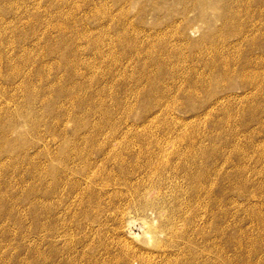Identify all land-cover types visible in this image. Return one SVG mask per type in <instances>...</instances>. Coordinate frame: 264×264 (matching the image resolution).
Listing matches in <instances>:
<instances>
[{"label": "rangeland", "instance_id": "rangeland-1", "mask_svg": "<svg viewBox=\"0 0 264 264\" xmlns=\"http://www.w3.org/2000/svg\"><path fill=\"white\" fill-rule=\"evenodd\" d=\"M186 1L0 0V264H264V0Z\"/></svg>", "mask_w": 264, "mask_h": 264}, {"label": "bare ground", "instance_id": "bare-ground-1", "mask_svg": "<svg viewBox=\"0 0 264 264\" xmlns=\"http://www.w3.org/2000/svg\"><path fill=\"white\" fill-rule=\"evenodd\" d=\"M177 1H178V0H177ZM187 1H188V0H187ZM187 1H186V2H187ZM189 1H190V0H189ZM189 1H188V2H189ZM191 1L197 2L196 0H191ZM200 1H201V0H199V2H200ZM183 2H184V1H183ZM186 2H185V3H186ZM177 3H178V2H177ZM200 3H201V2H200ZM200 3L197 4L199 10H200L201 5L204 4L203 2H202L201 4H200ZM183 4H184V3H183ZM181 5H182V2H181ZM184 5H185V4H184ZM188 5H189V3H188ZM184 7H185V6H184ZM173 8H174V6H173ZM190 8H191V6H190ZM154 9H157V8H154ZM160 9H161V8H159V10H156V11H160ZM183 9H185V8H183ZM183 9H181V11H182ZM187 9H188V7H187ZM194 10H195V9H194ZM184 11H186V9L182 11V15H183V16H184V14H183ZM195 11H197V10H195ZM187 12H188V11H187ZM192 12H193V11H192ZM184 13H185V12H184ZM188 13H189V12H188ZM188 13H187V14H188ZM180 14H181V13H180ZM185 15H186V14H185ZM128 21H129V20H128ZM128 21H127V22H128ZM232 21H233V20H232ZM119 23L121 24L120 21H119ZM186 23H187V22H186ZM186 23H185V24H186ZM129 24H130V23H129ZM187 24H188V23H187ZM189 24H190V23H189ZM122 25H125V24H122ZM122 25H121V26H122ZM126 25H127V24H126ZM129 26H130V25H128V27H129ZM183 26H184V28L181 29V34H182L183 36L187 37V39H188V34H187L188 27H187V25L185 26L184 24H183ZM124 27H127V26H124ZM131 28H132V27H131ZM133 28H134V27H133ZM239 28H242V27H239ZM239 28H238V29H239ZM120 29H121V27H120ZM125 30H126V29H125ZM127 30H129V28H128ZM240 30H241V29H240ZM244 30H245V29H244ZM117 31H119V30H117ZM130 31H131V30H130ZM130 31L126 32V33H127V37H128V33H129ZM121 32H122V31H121ZM132 32H134V31L132 30ZM123 33H124V30H123ZM123 33H122V34H123ZM130 33H131V32H130ZM130 33H129V34H130ZM124 34H125V33H124ZM124 34H123V35H124ZM181 34H180V35H181ZM117 35H118V33H117ZM133 35H134V34H133ZM121 36H122V35H121ZM125 36H126V35H125ZM129 36H131V35H129ZM146 36H147V34H146ZM148 36H149V35H148ZM148 36H147V37H148ZM209 36H210V35H209ZM209 36H208V37L206 36L207 39L209 38ZM246 36H247V35H246ZM118 37H119V36H117V38L114 37L115 40H117V39L120 40V38H118ZM127 37H126V38H127ZM131 37H132V36H131ZM131 37H130V38H131ZM133 37H134V36H133ZM133 37H132V40H133ZM185 37H184V38H185ZM248 37H249V36H248ZM248 37H247V38H248ZM121 38H122V37H121ZM124 38H125V37H124ZM143 38H145V39H143V40L146 41V37L143 36ZM181 38H182V37H181ZM241 38H243V37H241ZM241 38H240V40H241ZM135 39H136V38H135ZM202 39H203V38H202ZM209 39H210V38H209ZM121 40H123V39H121ZM127 40H129V39H126V41H127ZM138 40L141 41L142 39L140 38V39H138ZM143 40H142V41H143ZM148 40H150V39L148 38ZM148 40H147V41H148ZM185 40H186V38H185ZM189 40H190V39H189ZM204 40H205V38H204ZM223 40H225V39H223ZM240 40H239V42H240ZM243 40H244V39H243ZM251 40H252V39H251ZM139 41H138V42H139ZM159 41H160V40H159ZM199 41H200V40H199ZM199 41H198V42H199ZM236 41H237V40H236ZM124 42H125V41H124ZM130 42H131V41H130ZM135 42H137V40H136ZM148 42H149V41H148ZM153 42H154V41H153ZM224 42H225V41H224ZM239 42H238V44H239ZM242 42H243V41H242ZM140 43H141V42H139V44H140ZM143 43H144V42H143ZM149 43H150V42H149ZM151 43H152V42H151ZM151 43H150V44H151ZM188 43L190 44V41H189ZM192 43H193V42H192ZM194 43H195V42H194ZM205 43L207 44V42H205ZM114 44H115V43H114ZM126 44H127V42H126ZM133 44H134V43H133ZM153 44H155V43H153ZM153 44H151V45H153ZM168 44L171 45V43H168ZM186 44H187V43H186ZM186 44H183V45L186 46ZM189 44H188V45H189ZM202 44H203V43H202ZM208 44H209V42H208ZM210 44H211V43H210ZM212 44H213V43H212ZM127 45H129V43H128ZM136 45H138V43H136ZM143 45H144V44H143ZM146 45H147V44H146ZM162 45H163V44H162ZM170 45H169V46H170ZM188 45H187V46H188ZM204 45H205V44H204ZM204 45H203V46H204ZM220 45H221V44H220ZM153 46H154V45H153ZM166 46H167V45H166ZM205 46H206V45H205ZM205 46H204V47H205ZM208 46H209V45H208ZM214 46H215V45H214ZM116 47H117V46H116ZM131 47H132V46H131ZM138 47H139V45H138ZM170 47H171V46H170ZM175 47H176V46H175ZM209 47H210V46H209ZM224 47H225V46H224ZM235 47H236V46H235ZM134 48H135V46L133 47V50H134ZM140 48H141V46H140ZM148 48H149V47H148ZM148 48H147V49H148ZM160 48H161V47H160ZM173 48H174V47H173ZM173 48H172V49H173ZM180 48H182V47H180ZM186 48H187V47H186ZM217 48H222V46H219V47H217ZM217 48H216V49H217ZM138 49H139V48H138ZM150 49H151V48H150ZM167 49H168V48H167ZM205 49H206V47H205ZM216 49H214V50H216ZM222 49H223V48H222ZM145 50H146V49H145ZM152 50H154V51L156 52L155 49L152 48ZM152 50H151V51H152ZM160 50L162 51V49H160ZM175 50H177V49L175 48ZM179 50H180V49H179ZM214 50H213V51H214ZM120 51H121V50H120ZM123 51H124V50H123ZM123 51H122V52H123ZM129 51H130V50H129ZM134 51H136V49H135ZM158 51H159V49H158ZM158 51H157V52H158ZM161 51H160V52H161ZM167 51H168V50H167ZM180 51H181V50H180ZM210 51H211V49H210ZM221 51H222V50H220V52H221ZM142 52H143V51H142ZM163 52H164V49H163ZM199 52H200V51H199ZM220 52H218V53H220ZM222 52H223V51H222ZM225 52H227V51H225ZM238 52H239V51H238ZM123 53H124V52H123ZM132 53H134V52H132ZM137 53H138V52H136V54H137ZM143 53L146 54V51L143 52ZM148 53H149V52H148ZM176 53H177V52H176ZM176 53H175V54H176ZM178 53H179V52H178ZM203 53H204V52H203ZM223 53H224V52H223ZM223 53H222V54H223ZM125 54H126V53H125ZM129 54H130V53H129ZM149 54H150V53H149ZM199 54H200V53H199ZM205 54H206V53H205ZM205 54H204V56H205ZM207 54H209V53H207ZM216 54H217V53H216ZM240 54H241V53L239 52V56H240ZM249 54H250V53H249ZM251 54H252V53H251ZM132 55H133V54H132ZM132 55H131V56H132ZM154 55H156V54H154ZM161 55H163V54H161ZM164 55H165V54H164ZM172 55L174 56L173 52H172ZM178 55H180V54H177V56H178ZM195 55H196V54H195ZM202 55H203V54H202ZM212 55H213V54H212ZM217 55H218V54H217ZM228 55H229V54H228ZM127 56H128V55H127ZM134 56H135V55H134ZM134 56H133V58H134ZM140 56H141V55H140V53H139V57H140ZM142 56L144 57V55H142ZM147 56H148V54H147ZM157 56H160V55H157ZM157 56H156V57H157ZM169 56H171V55H169ZM182 56H184V55H182ZM199 56L201 57V55H198V57H199ZM210 56H211V54H210ZM215 56H216V55H215ZM218 56H219V55H218ZM218 56H217V57H218ZM222 56H223V55H222ZM224 56H227V55H224ZM120 57H121V56H120ZM129 57H130V55H129ZM137 57H138V56H137ZM149 57H151V56L149 55ZM149 57H148V59H149ZM153 57H154V56H153ZM162 57H163V56H162ZM164 57H165V56H164ZM180 57H181V56H180ZM186 57L188 58L189 56H186ZM211 57H212V56H211ZM213 57H214V56H213ZM127 58H128V57H127ZM133 58H132V61H134ZM154 58H155V57H154ZM154 58H153V59H154ZM177 58H178V57H177ZM181 58H182V57H181ZM203 58H204V57H203ZM226 58H227V57H226ZM226 58H225V59H226ZM128 59H131V58H128ZM167 59H168V58H166V61H167ZM200 59H201V58H200ZM209 59H210V58H209ZM222 59H223V58H222ZM227 59H228V58H227ZM227 59H226V61H229L230 58H229L228 60H227ZM232 59H234V57H232ZM235 59H236V58H235ZM239 59H240V58H239ZM144 60H145V59H144ZM163 60H164V59H163ZM170 60H172V59H170ZM170 60H169V61H170ZM184 60H185V59H184ZM195 60H196V59H195ZM204 60H205V58H204ZM210 60H211V59H210ZM216 60H217V58H216ZM219 60H220V59H219ZM236 60H237V59H236ZM249 60H250V58H249ZM260 60H262V58H261ZM263 60H264V59H263ZM135 61H136V60H135ZM141 61H142V60H141ZM157 61L159 62V58H158ZM169 61H168V62H169ZM181 61H183V58H182ZM200 61H201V60H200ZM233 61H234V60H233ZM148 62H150V61H148ZM148 62H147V63H148ZM172 62H173V61H172ZM175 62H176V61H175ZM187 62H188V61H187ZM203 62H204V61H203ZM234 62H235V61H234ZM234 62H233V64H234ZM238 62H239V60H238ZM147 63H146V65H147ZM154 63H156V62H154ZM176 63L179 64V63H181V62H178V61H177ZM185 63H186V62H185ZM189 63H190V62H189ZM191 63H192V62H191ZM214 63H215V62H214ZM223 63H224V61H223ZM226 63H227V62H226ZM228 63H230V62H228ZM228 63H227V64L224 63L223 66L228 65ZM236 63H237V61H236ZM236 63H235V65H236ZM260 63H261V61H260ZM262 63H263V62H262ZM262 63H261V64H262ZM131 64H132V63H131ZM158 64H159V63H158ZM168 64H169V63H168ZM171 64H174V63H171ZM192 64H194V63H192ZM195 64H196V63H195ZM202 64H203V63H202ZM238 64H239V63H238ZM249 64H251V63L249 62ZM249 64H248V65H249ZM144 65H145V63H143V67H144ZM146 65H145V66H146ZM148 65H149V64H148ZM151 65H153V64L151 63ZM155 65H157V63H156ZM162 65H163V64H162ZM169 65H170V64H169ZM174 65H175V67L172 65V66L174 67V69H176V68L178 69V68H179L178 66L176 67V64H174ZM181 65H182V64H181ZM181 65H180V67H181ZM212 65H213V64H212ZM235 65H234V66H235ZM251 65H252V64H251ZM157 66H158V65H157ZM157 66H156V67H157ZM159 66H160V65H159ZM166 66H167V65H166ZM183 66H186V65L184 64ZM183 66H182V67H183ZM198 66H199V65H197V67H198ZM203 66H204V64H203ZM221 66H222V65H221ZM232 66H233V65H232ZM249 66H250V65H249ZM255 66H256V65H255ZM258 66H259V65H258ZM262 66L264 67V64H263ZM147 67H149V66H147ZM151 67H153V66H151ZM173 67H172V68H173ZM194 67H196V66H194ZM210 67H213V66H210ZM228 67H229V66H228ZM228 67H227V68H228ZM153 68H154V67H153ZM157 68H158V67H157ZM163 68H164V66H163ZM168 68H169V67L167 66L166 69H168ZM184 68H185V67H184ZM192 68H193V66H192ZM227 68H223L224 70L222 71V74L225 75V77L229 76V75H230L229 73H230L231 71L234 72L235 74H237L238 76H240V74H241L242 77H240V78H243L244 80H251L252 84L255 86L254 88L257 89V90H255V91H258V92H259V89L262 87V85H259V83L257 82L258 79H256V77H258V75H259V74H257V73H260L258 70H257L258 72H257L256 70H255L256 72H251L250 70H249V71H246V70L244 69V67H239L238 69L236 68V69H233V70L231 69L232 67H231V68L229 67V69H230V71H229ZM233 68H235V67H233ZM248 68H249V67H248ZM248 68H247V69H248ZM255 68H257V67H255ZM151 69H152V68H151ZM174 69H173V70H174ZM177 69H176V70H177ZM179 69H180V68H179ZM179 69H178V71H179ZM181 69H182V68H181ZM181 69H180V71H181ZM195 69H196V68H195ZM263 69H264V68H263ZM146 70H147V69H146ZM154 70H155V68H154ZM163 70H164V69H163ZM170 70H171V68H170ZM192 70H193V69H192ZM197 70H198V69H197ZM208 70H209V69H208ZM214 70H215V69H214ZM214 70H213V71H214ZM260 70H261V69H260ZM147 71H148V70H147ZM166 71H167V70H166ZM166 71H165V72H166ZM168 71H169V70H168ZM171 71H172V70H171ZM171 71H170V72H171ZM178 71H177V72H178ZM121 72H122V71H121ZM153 72H154V71H153ZM162 72H163V71H162ZM173 72H174V71H173ZM175 72H176V71H175ZM186 72H187V71H186ZM191 72H194V71H191ZM261 72H262V70H261ZM146 73H147V72H146ZM146 73H145V74H146ZM168 73H169V72H168ZM178 73H179V72H178ZM182 73H184V72H182ZM187 73H189V72H187ZM187 73H185V75H187ZM211 73H212V72H211ZM211 73H210V74H211ZM121 74H122V73H121ZM142 74H143V73H142ZM142 74H141V75H142ZM153 74H155V73H153ZM179 74H181V73H179ZM189 74H190V73H189ZM193 74H194V73H193ZM203 74H204V73H203ZM123 75H124V74H123ZM176 75H178V74H176ZM194 75H195V74H194ZM204 75H205V74H204ZM204 75H203V76H204ZM208 75H209V74H208ZM232 75H233V74H232ZM237 75H236V76H237ZM144 76H145V75H144ZM178 76H179V75H178ZM188 76H189V75H188ZM198 76H199V75H198ZM262 76H264V75L262 74ZM137 77H138V76H137ZM152 77H153V76H152ZM174 77H175V76H173V78H174ZM180 77H181V76H180ZM182 77H185V76H182ZM186 77H187V76H186ZM199 77H200V76H199ZM144 78H147V77L145 76ZM166 78H167V77H166ZM190 78H192V77H190ZM201 78H202V77H200V80H201ZM204 78H205V77H204ZM206 78H207V77H206ZM210 78H211V77H210ZM258 78H259V77H258ZM148 79H149V77H148ZM177 79H179V77H178ZM262 79H263V78H262ZM150 80H151V79H150ZM152 80H154V78H153ZM169 80H170V79H169ZM172 80H175V78L172 79ZM188 80H190V79H188ZM210 80H211V79H210ZM223 80H224V79H223ZM260 80H261V79H260ZM145 81H146V80H145ZM147 81H148V80H147ZM166 81H167V80H166ZM170 81H171V80H170ZM184 81H186V80L184 79ZM193 81H194V80H193ZM202 81H203V80H202ZM202 81H201V82H202ZM221 81H222V80H221ZM224 81H225V80H224ZM233 81H234V80H233ZM235 81H236V80H235ZM150 82H151V81H150ZM174 82L178 84L179 81L176 82V80H175ZM181 82H182V80H181ZM194 82H195V81H194ZM196 82H198V81L196 80ZM201 82H200V83H201ZM171 83H172V82H171ZM175 83H174V84H175ZM186 83H187V81H186ZM262 83H263V82L261 81V84H262ZM149 84H150V83H149ZM163 84H164V83H163ZM172 84H173V83H172ZM203 84H204V83H202V85H203ZM221 84H223V83H221ZM229 84H230V83H229ZM249 84H250V83H249ZM252 84H251V85H252ZM169 85H170V84H169ZM169 85H168V86H169ZM180 85H181V84H180ZM180 85H179V86H180ZM196 85H197V84H196ZM200 85H201V84H200ZM206 85H207V84H206ZM208 85H209V87H210V83H209ZM224 85H225V84H224ZM253 85H252V86H253ZM163 86H164V85H163ZM171 86H173V85H171ZM176 86H178V85H176ZM182 86H183V85H182ZM204 86H205V85H204ZM204 86H203V87H204ZM232 86H233V84H232ZM232 86H231V87H232ZM161 87H162V86H161ZM180 87H181V86H180ZM197 87H198V86H197ZM231 87H230V88H231ZM249 87L251 88V86H249ZM144 88H145V87H144ZM163 88H164V87H163ZM166 88H167V87H166ZM185 88H186V87H185ZM194 88H195V87H194ZM226 88H228V87H226ZM250 88H249V89H250ZM252 88H253V87H252ZM167 89H168V88H167ZM188 89H189V88H188ZM197 89H198V88H197ZM231 89H232V88H231ZM147 90H149V89H147ZM180 90H181V89H180ZM189 90H191V89H189ZM206 90H208V89H206ZM228 90H229V89H228ZM182 91H183V90H182ZM186 91H187V90H186ZM186 91H185V93H187ZM209 91H210V90H209ZM226 91H227V90H226ZM229 91H230V90H229ZM229 91H228V92H229ZM239 91H240V90H239ZM255 91H254V92H255ZM261 91H262V90H261ZM140 92H141V91H140ZM154 92H155V90H154ZM162 92H165V91L163 90ZM188 92H189V91H188ZM191 92H192V91H191ZM191 92H190V93H191ZM195 92H196V91H195ZM198 92H199V91H198ZM244 92H245V91H244ZM249 92H250V91H249ZM258 92H257V93H258ZM157 93H158V92H157ZM182 93H183V92H182ZM192 93H193V92H192ZM246 93H247V92H246ZM255 93H256V92H255ZM155 94H156V92H155ZM188 94H189V93H188ZM213 94H214V93H213ZM226 94H227V93H226ZM235 94H236V93H235ZM249 94H252V93H249ZM262 94H263V93H262ZM136 95H137V94H136ZM191 95H192V94H191ZM196 95H197V92H196ZM154 96H155V95H154ZM157 96H159V95L157 94ZM157 96H156V97H157ZM162 96H164V95H162ZM199 96H200V95H199ZM226 96H227V95H225V97H226ZM233 96H234V95H233ZM235 96H237V95H235ZM235 96H234V97H235ZM238 96H239V95H238ZM241 96H242V95H240L239 97H241ZM259 96H260V95H259ZM261 96H262V95H261ZM263 96H264V95H263ZM149 97H150V96H149ZM149 97H148V98H149ZM219 97H220V96H219ZM234 97H233V98H234ZM245 97H248V96H245ZM253 97H254V96H253ZM195 98H196V97H195ZM221 98H223V97H221ZM231 98H232V96H231ZM231 98H230V99H231ZM235 98H237V97H235ZM235 98H234V99H235ZM137 99H138V98H137ZM156 99H157V101H158V98H155V100H156ZM227 99H228V98H227ZM250 99H251V98H250ZM139 100H140V99H139ZM148 100H149V99H148ZM160 100H162V99L160 98ZM177 100H178V99H177ZM215 100H216V99H215ZM228 100H229V99H228ZM242 100H243V98H242ZM245 100H246V98H245ZM252 100H253V99H252ZM163 101H164V97H163ZM179 101H180V100H179ZM181 101H182V100H181ZM220 101H221V100H216V101H214L215 104H214L213 102H212V103H213L214 105H218ZM226 101H227V100H226ZM235 101H236V100H235ZM238 101H239V100H238ZM253 101H254V100H253ZM140 102H141V101H140ZM161 102H162V101H161ZM223 102H224V101H223ZM250 102H251V101H250ZM162 103H163V102H162ZM220 103H221V102H220ZM229 103H230V101H229ZM236 103H237V102H236ZM236 103H234V104H236ZM239 103H240V102H239ZM241 103H242V102H241ZM241 103H240V104H241ZM252 103H254V102H252ZM255 103H256V102H255ZM180 104H181V103H180ZM193 104H194V103H193ZM208 104H209V103H208ZM222 104H223V103H222ZM243 104L245 105L246 103L244 102ZM248 104H251V103H249V101H248ZM248 104H247V105H248ZM178 105H179V104H178ZM210 105H211V104H210ZM214 105H213V106H214ZM219 105H220V104H219ZM219 105H218V107H219ZM224 105H225V104H224ZM227 105H228V104H227ZM232 105H233V104H232ZM241 105H242V104H241ZM156 106H157V105H156ZM181 106H182V104H181ZM183 106H184V105H183ZM213 106L210 108L211 110L213 109ZM220 106H221V105H220ZM225 106H226V105H225ZM233 106L235 107V105H233ZM233 106H232V107H233ZM239 106H240V105H239ZM252 106H253V104H252ZM258 106H259V105H258ZM205 107H206V106H205ZM209 107H210V106H208V108H209ZM214 107H216V106H214ZM222 107H223V105H222ZM241 107H242V106H241ZM241 107H240V108H241ZM243 107H244V106H243ZM254 107H255V106H254ZM201 108H202V107H201ZM225 108H226V107H224V109H225ZM228 108H229V107H228ZM236 108H237V105H236ZM238 108H239V107H238ZM238 108H237V109H238ZM240 108H239V109H240ZM262 108H263V107H262ZM210 109H209V110H210ZM221 109H223V108H221ZM232 109H233V108H232ZM244 109H246V108H244ZM263 109H264V108H263ZM207 110H208V109H207ZM211 110H210V111H211ZM227 110H228V109H227ZM233 110H234V109H233ZM242 110H243V108H242ZM242 110H241V111H242ZM256 110H257V109H256ZM210 111H209L208 113H210ZM229 111H232V110H229ZM229 111H228V113H227L228 115H229ZM236 111H237V110H236ZM238 111H239V110H238ZM238 111H237V114H238ZM204 112H205V111H204ZM204 112H203V113H204ZM225 112H227V111L225 110ZM233 112H235V111H233ZM235 113H236V112H235ZM200 114H201V113H200ZM230 114H231V113H230ZM237 114H236V115H237ZM196 115H198V114H196ZM201 115H202V114H201ZM208 115H209V114H208ZM234 115H235V114H234ZM192 116H194V115H192ZM198 116H199V115H198ZM205 116H206V115H205ZM229 116H230V115H229ZM229 116H228V117H229ZM237 116H238V115H237ZM199 117H200V116H199ZM202 117H203V116H202ZM211 117H212V116H211ZM230 117H231V116H230ZM233 117H234V116H233ZM233 117H232V118H233ZM246 117H247V116H246ZM238 118H239V117H238ZM241 118H242V117H241ZM197 119H198V117H197ZM224 120H225V119H224ZM229 120H230V119H229ZM229 120H227V121H229ZM215 121H216V120H215ZM219 121H220V120H219ZM230 121H231V120H230ZM230 121H229V122H230ZM225 122H226V121H224V123H225ZM213 123H214V122H213ZM220 123H221V122H220ZM229 124H230V123H229ZM222 125H223V124H222ZM223 126H225V124H224ZM188 133H189V132H188ZM185 134H186V133H185ZM185 134H184V135H185ZM186 135H187V134H186ZM190 135H191V134H189V136H190ZM187 136H188V135H187ZM189 136H188L187 138H189ZM181 139H182V137H181ZM181 139H180V140H181ZM189 139H190V138H189ZM182 140H183V139H182ZM193 140H194V139H193ZM191 155H192V154H191ZM117 156H118V155H117ZM121 156H122V155H121ZM123 156L125 157V154H124ZM123 156H122V157H123ZM118 157H119V156H118ZM200 172H201V171H200ZM201 173H202V172H201ZM199 174H200V173H199ZM195 176H196V175H195ZM193 177H194V176H193ZM200 177H201V176H200ZM190 178H191V177H190ZM154 254H155L156 256H158V257H161V256L163 255V252H161V251H160V252H155Z\"/></svg>", "mask_w": 264, "mask_h": 264}]
</instances>
